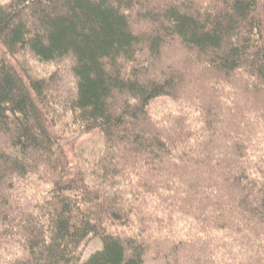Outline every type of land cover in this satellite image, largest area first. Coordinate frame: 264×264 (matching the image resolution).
Instances as JSON below:
<instances>
[{
  "label": "trees",
  "instance_id": "obj_1",
  "mask_svg": "<svg viewBox=\"0 0 264 264\" xmlns=\"http://www.w3.org/2000/svg\"><path fill=\"white\" fill-rule=\"evenodd\" d=\"M0 264H264V0L0 2Z\"/></svg>",
  "mask_w": 264,
  "mask_h": 264
},
{
  "label": "rangeland",
  "instance_id": "obj_2",
  "mask_svg": "<svg viewBox=\"0 0 264 264\" xmlns=\"http://www.w3.org/2000/svg\"><path fill=\"white\" fill-rule=\"evenodd\" d=\"M7 1L8 0H0L1 3H5ZM170 53H171V51H170V49H168L166 56H170ZM33 67L36 68V70L39 72V76H43L45 74H48L54 68L51 65L44 66V65H40L38 63H34ZM151 106H152V109L157 116H162L163 114L167 113L168 111L177 110V108H178V106L168 97H162V98L156 99L152 103ZM99 142H100V135L98 132H94L91 134H87L83 138H81L79 140V145L81 144L82 146H84V148L87 149L93 144H95V146H97ZM77 143H78V140H77ZM120 231H121V233L129 232V231H126L123 229H119V232ZM100 245H101V242L99 240H97V239L91 240L88 243V245L85 246V248L83 250L84 258H86L88 256V254H90L93 250L100 248Z\"/></svg>",
  "mask_w": 264,
  "mask_h": 264
}]
</instances>
